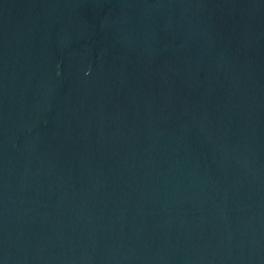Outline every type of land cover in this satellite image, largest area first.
I'll return each mask as SVG.
<instances>
[{
    "label": "water",
    "instance_id": "95a60500",
    "mask_svg": "<svg viewBox=\"0 0 264 264\" xmlns=\"http://www.w3.org/2000/svg\"><path fill=\"white\" fill-rule=\"evenodd\" d=\"M108 122L179 264H264V0H24Z\"/></svg>",
    "mask_w": 264,
    "mask_h": 264
}]
</instances>
